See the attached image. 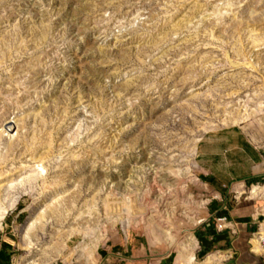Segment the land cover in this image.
I'll return each mask as SVG.
<instances>
[{
  "label": "rangeland",
  "instance_id": "1",
  "mask_svg": "<svg viewBox=\"0 0 264 264\" xmlns=\"http://www.w3.org/2000/svg\"><path fill=\"white\" fill-rule=\"evenodd\" d=\"M231 127L264 147V0H0V240L31 264L136 233L245 264L186 233Z\"/></svg>",
  "mask_w": 264,
  "mask_h": 264
},
{
  "label": "crops",
  "instance_id": "2",
  "mask_svg": "<svg viewBox=\"0 0 264 264\" xmlns=\"http://www.w3.org/2000/svg\"><path fill=\"white\" fill-rule=\"evenodd\" d=\"M197 182L202 187L197 199L201 212L192 218L195 227L186 233L196 240L193 251L197 262L210 256H237L245 264H264V254L252 251V237L264 226V147L253 141L242 129L231 127L205 135L196 154ZM255 188H262L255 195ZM16 204L13 205V207ZM7 208L0 206V230ZM229 217L227 230L218 231L216 219ZM136 233L124 241H106L97 246L81 244L72 249L66 246L56 260L41 264H180V255L161 252L157 247L183 245L174 243L166 233L164 239ZM161 237V236H160ZM207 249V250H206ZM13 240H0V264H31L25 256H18ZM207 254L203 256L204 253ZM203 256V257H202ZM38 264V263H36Z\"/></svg>",
  "mask_w": 264,
  "mask_h": 264
},
{
  "label": "built area",
  "instance_id": "3",
  "mask_svg": "<svg viewBox=\"0 0 264 264\" xmlns=\"http://www.w3.org/2000/svg\"><path fill=\"white\" fill-rule=\"evenodd\" d=\"M230 223L229 217H219L216 219V228L218 231H225ZM256 245L258 248L256 249ZM252 251L264 254V226L259 227L252 237Z\"/></svg>",
  "mask_w": 264,
  "mask_h": 264
},
{
  "label": "bare ground",
  "instance_id": "4",
  "mask_svg": "<svg viewBox=\"0 0 264 264\" xmlns=\"http://www.w3.org/2000/svg\"><path fill=\"white\" fill-rule=\"evenodd\" d=\"M9 125V124H8ZM13 128V127H12ZM11 128V129H12ZM11 137V136H10ZM39 167V166H38ZM255 195H261L263 193L262 188H255L254 190ZM258 248V245H256V249Z\"/></svg>",
  "mask_w": 264,
  "mask_h": 264
},
{
  "label": "trees",
  "instance_id": "5",
  "mask_svg": "<svg viewBox=\"0 0 264 264\" xmlns=\"http://www.w3.org/2000/svg\"><path fill=\"white\" fill-rule=\"evenodd\" d=\"M206 250H207V249H206ZM206 254H207V251H206V253L203 254V256L206 255ZM203 256H202V257H203ZM0 258L9 261V257H5V256H3V252H2V253L0 252Z\"/></svg>",
  "mask_w": 264,
  "mask_h": 264
}]
</instances>
